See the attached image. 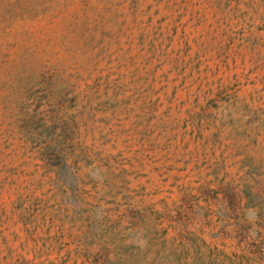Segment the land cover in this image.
I'll list each match as a JSON object with an SVG mask.
<instances>
[{
	"label": "rangeland",
	"instance_id": "rangeland-1",
	"mask_svg": "<svg viewBox=\"0 0 264 264\" xmlns=\"http://www.w3.org/2000/svg\"><path fill=\"white\" fill-rule=\"evenodd\" d=\"M0 264H264V0H0Z\"/></svg>",
	"mask_w": 264,
	"mask_h": 264
}]
</instances>
